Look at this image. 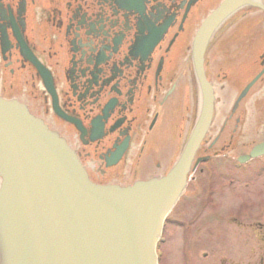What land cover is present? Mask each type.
Wrapping results in <instances>:
<instances>
[{"label": "flooded vegetation", "instance_id": "obj_1", "mask_svg": "<svg viewBox=\"0 0 264 264\" xmlns=\"http://www.w3.org/2000/svg\"><path fill=\"white\" fill-rule=\"evenodd\" d=\"M223 1L0 0V97L61 138L95 184L163 177L198 114L195 34ZM249 1L208 38L212 117L158 264L169 241L179 264H264V152L250 155L264 142V0ZM238 185L256 199L234 202Z\"/></svg>", "mask_w": 264, "mask_h": 264}, {"label": "water", "instance_id": "obj_2", "mask_svg": "<svg viewBox=\"0 0 264 264\" xmlns=\"http://www.w3.org/2000/svg\"><path fill=\"white\" fill-rule=\"evenodd\" d=\"M249 0H224L195 34L197 120L177 161L160 178L127 187L90 181L54 132L0 97V264H157L164 218L182 192L212 114L203 53L216 26ZM264 152V142L251 156Z\"/></svg>", "mask_w": 264, "mask_h": 264}, {"label": "rangeland", "instance_id": "obj_3", "mask_svg": "<svg viewBox=\"0 0 264 264\" xmlns=\"http://www.w3.org/2000/svg\"><path fill=\"white\" fill-rule=\"evenodd\" d=\"M194 96H195V105H196L197 109H199L198 108L199 102H200L199 91L198 92L196 91V95H194ZM187 107H190L192 109V103L190 104V106H188V102L186 101V108ZM191 165H192V162H191ZM238 187H239V189H237L235 192H233L232 196H231V199L234 202L242 201V200L243 201H252L253 199H256V197H255L257 195L256 192L244 189V188H242L241 185H238ZM224 199L225 198H223L222 200H224ZM238 199H240V200H238ZM176 245L178 246L177 240H176ZM164 259H165V264H179V262H178V247L176 249L174 247V245L172 244V242H170V241L164 247ZM201 259H202L201 256H197V260H199L198 263L200 262Z\"/></svg>", "mask_w": 264, "mask_h": 264}]
</instances>
